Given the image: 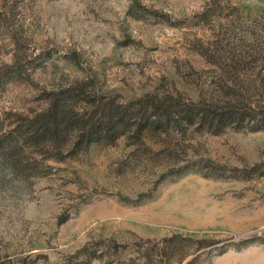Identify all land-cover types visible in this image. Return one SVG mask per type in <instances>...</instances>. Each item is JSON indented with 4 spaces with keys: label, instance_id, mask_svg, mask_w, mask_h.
<instances>
[{
    "label": "rangeland",
    "instance_id": "rangeland-1",
    "mask_svg": "<svg viewBox=\"0 0 264 264\" xmlns=\"http://www.w3.org/2000/svg\"><path fill=\"white\" fill-rule=\"evenodd\" d=\"M197 46L225 64L251 61L228 73L264 104V0H0V67L19 57L27 74L0 88V113L39 111L44 92L88 75L125 98L160 81L191 86L197 75L211 88L217 73ZM197 134L188 151L220 164L225 178L158 181L166 158L128 155L121 138L47 160V174L20 186L0 182V262L64 264L98 239L180 235L211 243L184 244L178 264H264V128Z\"/></svg>",
    "mask_w": 264,
    "mask_h": 264
},
{
    "label": "trees",
    "instance_id": "trees-1",
    "mask_svg": "<svg viewBox=\"0 0 264 264\" xmlns=\"http://www.w3.org/2000/svg\"><path fill=\"white\" fill-rule=\"evenodd\" d=\"M196 51L217 73L211 88L202 85L197 75L191 86L180 80V86L165 87L160 81L125 98L117 91L102 90L97 78L88 75L44 92L41 98L46 106L32 114L1 112L0 182L20 186L31 176L47 174L52 169L47 160L74 159L95 145H113L121 138L130 150L128 155H145L151 161L161 154L166 158L165 171L158 181L166 174L177 178L190 173L225 178L218 171L220 164L190 153L187 147L193 145L191 141L197 133L220 135L228 128H264V104L250 99V88L243 79L228 73L251 61L240 58L225 64L205 57V49L199 46ZM65 58L78 64L77 57ZM25 78L19 57L0 67V88L8 81ZM179 153L183 154L181 161L176 159ZM128 200L121 197L122 202ZM66 219L67 216L59 217L58 224ZM190 242L197 248L211 243L180 235L118 243L111 236L85 243L68 255L64 264H87L94 259L102 261L100 264H178L187 256L184 244Z\"/></svg>",
    "mask_w": 264,
    "mask_h": 264
}]
</instances>
